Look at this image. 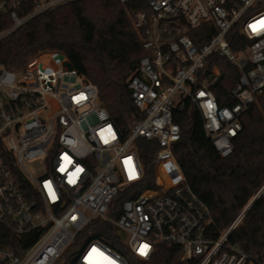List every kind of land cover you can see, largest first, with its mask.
Instances as JSON below:
<instances>
[{"label": "built area", "instance_id": "built-area-1", "mask_svg": "<svg viewBox=\"0 0 264 264\" xmlns=\"http://www.w3.org/2000/svg\"><path fill=\"white\" fill-rule=\"evenodd\" d=\"M75 1L0 0L11 23L0 42ZM119 1L127 11L141 2L129 17L146 53L127 82L137 115L126 138L97 86L65 56L42 52L21 71L0 65V264H55L79 245L69 264H133L100 239L77 242L95 220L112 225L140 261L167 246L181 264H264L230 242L263 191L217 235L174 153L182 139L175 111L191 103L218 155L233 154L242 115L264 93V0ZM243 19L251 44L234 52L227 37ZM206 24L214 33L197 46L188 31ZM214 54L240 72L224 106L212 90L219 69L206 73Z\"/></svg>", "mask_w": 264, "mask_h": 264}, {"label": "trees", "instance_id": "trees-1", "mask_svg": "<svg viewBox=\"0 0 264 264\" xmlns=\"http://www.w3.org/2000/svg\"><path fill=\"white\" fill-rule=\"evenodd\" d=\"M141 2L128 5L119 0H78L42 15L0 42V65L12 71L26 68L28 61L42 52L65 56L72 67L89 78L98 88L103 106L123 138L135 122L137 109L127 87L128 78L146 54L133 29L129 12ZM244 19L229 32L232 51L239 52L251 44L242 33ZM11 25L0 16V31ZM214 27L206 24L188 31L195 45L208 43ZM218 68L221 75L212 90L221 106L231 101L240 72L231 63L214 54L207 62L206 73ZM234 103V102H233ZM174 119L182 130V139L175 148L176 158L187 183L209 207L214 220V233L228 228L251 199L264 186V93L259 106L241 117L243 131L234 140L233 154L221 158L206 137L201 113L191 103L184 111H175ZM149 165L148 153L142 155ZM151 172V171H150ZM93 230L89 237V230ZM5 241L7 235L2 233ZM100 239L121 253L133 264H181L178 249L159 246L150 261H140L124 244V237L107 223L95 220L77 242ZM230 242L240 246L254 258L264 256V193L252 205ZM193 264V263H183Z\"/></svg>", "mask_w": 264, "mask_h": 264}, {"label": "rangeland", "instance_id": "rangeland-1", "mask_svg": "<svg viewBox=\"0 0 264 264\" xmlns=\"http://www.w3.org/2000/svg\"><path fill=\"white\" fill-rule=\"evenodd\" d=\"M258 11H261V9H258ZM132 76V74L130 75V77ZM129 77V78H130ZM128 78V79H129ZM178 100H179V97L177 98V103H178ZM36 166H37V163L35 162V163H33V164H30L29 165V167H30V169L33 171V172H36V171H38L37 170V168H36ZM262 191H264V186L262 187V189L257 193V194H259L260 192H262ZM262 193H264V192H262ZM261 193V194H262ZM256 194V195H257ZM256 195L251 199V201L249 202V204L248 205H250V203L253 201V199L256 197ZM247 205V206H248ZM246 206V207H247ZM245 207V208H246ZM244 208V209H245ZM243 209V210H244ZM242 210V211H243ZM241 211V212H242ZM240 212V213H241ZM238 217V216H237ZM89 234V237H92V234L94 233L93 232V230L92 229H90L89 230V232H88ZM89 242V239H87V237H85V239H84V242H80L81 244H86V243H88ZM81 249H82V247H81V245H79L78 247H72L71 248V250L70 251H68V252H66V254L59 260V261H57L55 264H69V261H70V259H71V256H73V255H75V254H77V253H79L80 251H81Z\"/></svg>", "mask_w": 264, "mask_h": 264}, {"label": "water", "instance_id": "water-1", "mask_svg": "<svg viewBox=\"0 0 264 264\" xmlns=\"http://www.w3.org/2000/svg\"><path fill=\"white\" fill-rule=\"evenodd\" d=\"M263 192H264V191H263ZM262 194H263V193H262ZM262 194H261V195H262ZM261 195H259V197H258V198H260V197H261ZM256 200H257V199H256ZM256 200H255V201H256ZM255 201H254V202H255Z\"/></svg>", "mask_w": 264, "mask_h": 264}, {"label": "snow or ice", "instance_id": "snow-or-ice-1", "mask_svg": "<svg viewBox=\"0 0 264 264\" xmlns=\"http://www.w3.org/2000/svg\"><path fill=\"white\" fill-rule=\"evenodd\" d=\"M146 248H147V245L144 246V249H146Z\"/></svg>", "mask_w": 264, "mask_h": 264}]
</instances>
